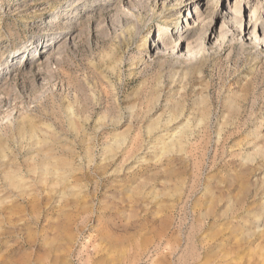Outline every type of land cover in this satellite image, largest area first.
Wrapping results in <instances>:
<instances>
[{"label":"rangeland","instance_id":"1","mask_svg":"<svg viewBox=\"0 0 264 264\" xmlns=\"http://www.w3.org/2000/svg\"><path fill=\"white\" fill-rule=\"evenodd\" d=\"M0 264H264V0H0Z\"/></svg>","mask_w":264,"mask_h":264},{"label":"bare ground","instance_id":"2","mask_svg":"<svg viewBox=\"0 0 264 264\" xmlns=\"http://www.w3.org/2000/svg\"><path fill=\"white\" fill-rule=\"evenodd\" d=\"M66 22H67V21H66ZM37 48H38V46H37ZM40 48H42V45H41ZM41 53H42V51L39 50L38 53H37V55L40 56ZM14 55H16V54H13V56H14ZM21 55H22L21 59H23V58H27V59H28V57H29V55H30V49L26 48V49L21 53Z\"/></svg>","mask_w":264,"mask_h":264}]
</instances>
